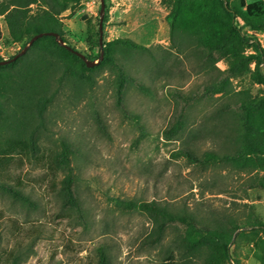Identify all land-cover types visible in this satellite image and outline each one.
<instances>
[{"label":"rangeland","instance_id":"374dc122","mask_svg":"<svg viewBox=\"0 0 264 264\" xmlns=\"http://www.w3.org/2000/svg\"><path fill=\"white\" fill-rule=\"evenodd\" d=\"M241 1L251 15L264 13V0ZM105 4V40L130 38L158 53L162 52L160 47H170V0H105ZM100 11L101 0H83L74 11L62 15L67 41L92 61L99 59L95 60L99 49L92 45L100 31ZM0 22L4 35L0 56L9 59L24 47L10 42L3 16ZM255 35L264 49V30ZM29 51L20 59L36 62L39 55ZM149 60L138 58L130 67L139 80L152 87L153 94L128 85L123 108L117 102V74L109 65L87 72L92 82L81 86L68 78L62 80L61 71H51L47 95H54V100L43 120L37 116L34 119L36 125L41 124L36 133L41 154L22 157L24 160L15 156L12 164L0 170V181L20 183L34 202L23 204L0 188V264L13 253L20 255L19 264H94L100 246L108 249L113 264H161L174 246L176 228L169 227L160 246L148 245L145 240L152 222L125 207L131 202L155 200L174 211L185 209L203 217L215 213L239 220L246 218L253 207L264 222V189H249L248 174L228 164L203 169L184 156L176 157L175 153L191 142L189 130L177 140L164 136L177 107L174 91L179 86L184 95H189L202 87L204 77L192 71L184 80L177 73L168 85L147 74L144 67ZM218 66L226 68L224 62ZM251 67L255 69L256 65ZM260 67L264 71V61ZM183 69L192 70V64H185ZM17 70L10 69L7 75L11 77L14 74L10 73ZM234 84L238 89L250 87L254 94L264 90L249 77ZM201 97L188 111V128L202 133L194 149L199 155L207 150L223 154L225 139L220 127L212 132L218 123L214 108L220 101ZM133 114L141 117L144 130ZM63 141L75 151L71 164L83 218L63 207L59 190L64 174L50 170L46 162L53 151L62 149ZM29 147L25 143V149ZM262 239L261 232L238 230L231 243L234 263L264 264L258 244Z\"/></svg>","mask_w":264,"mask_h":264},{"label":"trees","instance_id":"16d2710c","mask_svg":"<svg viewBox=\"0 0 264 264\" xmlns=\"http://www.w3.org/2000/svg\"><path fill=\"white\" fill-rule=\"evenodd\" d=\"M82 1L3 0L0 3V16L4 17L11 43L25 47L40 33L56 32L68 45H61L55 36H43L29 48V54L39 55L36 62L19 58L0 66V170L12 164L15 156L24 160L22 157L34 158L41 154L36 136L41 124L36 125L34 119L37 116L43 120L54 100V95H47L52 70L61 71L62 80L68 78L81 86L92 82V76L87 72L109 65L117 74V102L123 108L128 85L136 86L145 94H153L152 87L139 80L133 73V67H130L138 58H148L150 60L144 67L147 74H154V78L168 85L177 73L184 80L192 71L204 77L202 87L197 91L184 95L178 86L173 93L177 107L164 136L167 140H177L187 130L192 136L191 142L178 150L175 156H184L190 163L203 169L228 164L249 175V189H264V90L261 91L263 94H254L250 87L238 89L234 84L249 77L252 83H260L264 87V71L260 67L264 61V49L255 35V32L264 30V13L251 15L244 10L241 0H170L167 15L169 48L160 47L162 52L158 53L152 47L130 38L104 39V59L90 68L74 51H78L76 47L67 41L62 20L64 12L74 11ZM246 29L254 33L249 34ZM3 36L0 22V42ZM94 46L99 49L96 60L101 54L100 31L97 32ZM2 60L4 58L0 56ZM219 62H224L226 68L221 69ZM254 62L256 67L252 69ZM188 63L192 64L190 71L183 69ZM14 68H18L17 72L8 76V71ZM199 95L220 101L214 108L218 123L211 131L215 132L220 127L225 139L223 154L207 150L199 155L194 149L193 144L202 133L201 130L193 132L188 128V111ZM131 116L144 130L141 117L136 114ZM27 142L30 147L25 149ZM61 147L60 151H53L51 156L46 157V162L50 170L64 174L59 190L63 207L83 218V206L76 192V178L71 164V155L75 151L65 141ZM0 188L23 204H34L23 192L20 183L0 181ZM125 207L151 220L152 230L145 240L150 246H160L167 237L169 227L175 226L174 246L161 264H235L231 243L236 232L248 228L256 234H264V222L253 207L246 218L240 220L215 213L203 217L185 209L174 211L167 204L155 200L131 202ZM258 244L262 248L261 259L264 262V239ZM19 260L20 255L13 253L5 257L3 264H19ZM94 264H113L105 246L97 249Z\"/></svg>","mask_w":264,"mask_h":264},{"label":"water","instance_id":"95a60500","mask_svg":"<svg viewBox=\"0 0 264 264\" xmlns=\"http://www.w3.org/2000/svg\"><path fill=\"white\" fill-rule=\"evenodd\" d=\"M105 10H106L105 0H101L100 23H99L101 54H100L98 61L89 60L85 54H83L82 52L74 50L80 57H82L84 59L87 66L90 68L98 65L104 59L105 52H104V28H103V25H104V18H105ZM43 36H55L61 45L68 47V45L63 41V39L59 36L58 33H56V32H43V33H40V34L36 35L35 37H33L30 40V42L24 47V49H22L14 57H12L11 59H4V60L0 61V66L10 64V63L16 61L17 59L21 58L22 56H24L27 53V51L29 50V48L34 44V42Z\"/></svg>","mask_w":264,"mask_h":264},{"label":"built area","instance_id":"2783aa9c","mask_svg":"<svg viewBox=\"0 0 264 264\" xmlns=\"http://www.w3.org/2000/svg\"><path fill=\"white\" fill-rule=\"evenodd\" d=\"M254 66L256 65V63L254 62V63H252Z\"/></svg>","mask_w":264,"mask_h":264}]
</instances>
